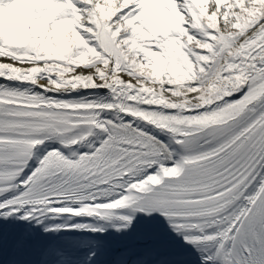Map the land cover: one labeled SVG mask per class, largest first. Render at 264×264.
<instances>
[{
    "label": "snow or ice",
    "instance_id": "1",
    "mask_svg": "<svg viewBox=\"0 0 264 264\" xmlns=\"http://www.w3.org/2000/svg\"><path fill=\"white\" fill-rule=\"evenodd\" d=\"M0 14V264H264V0Z\"/></svg>",
    "mask_w": 264,
    "mask_h": 264
},
{
    "label": "bare ground",
    "instance_id": "2",
    "mask_svg": "<svg viewBox=\"0 0 264 264\" xmlns=\"http://www.w3.org/2000/svg\"><path fill=\"white\" fill-rule=\"evenodd\" d=\"M49 87H52V85H49ZM56 90H60V91H68L69 89L68 88H62V89H56ZM92 90H84L80 93V95L82 96H87L90 94ZM73 95H76L75 93H73ZM208 95L210 98H209V103L210 104H215L217 103V101L219 99H221V97L218 95V94H206ZM169 99H172V100H175L179 103H184V102H189V103H192V104H200V105H203L204 104V101L201 100V99H198L196 97H191L189 98L187 94H185L183 97H170Z\"/></svg>",
    "mask_w": 264,
    "mask_h": 264
},
{
    "label": "rangeland",
    "instance_id": "3",
    "mask_svg": "<svg viewBox=\"0 0 264 264\" xmlns=\"http://www.w3.org/2000/svg\"><path fill=\"white\" fill-rule=\"evenodd\" d=\"M1 15H2V14H0V16H1ZM3 21H4V17H3V15H2V17L0 18V25H2Z\"/></svg>",
    "mask_w": 264,
    "mask_h": 264
}]
</instances>
